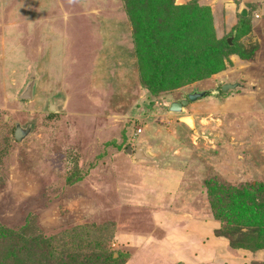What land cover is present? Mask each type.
Instances as JSON below:
<instances>
[{
	"label": "rangeland",
	"instance_id": "obj_1",
	"mask_svg": "<svg viewBox=\"0 0 264 264\" xmlns=\"http://www.w3.org/2000/svg\"><path fill=\"white\" fill-rule=\"evenodd\" d=\"M198 4L216 36L248 57L150 93L138 83L122 0H0V146L15 123L31 130L0 158V228L18 230L34 214L57 252L72 240L75 252L119 253L117 264H264V248L235 250L215 234L206 193L215 178L264 200V0ZM242 10L249 29L231 31ZM30 78L32 99H19ZM193 91L207 93L168 111ZM137 143L150 160L126 152ZM72 156L86 173L69 184Z\"/></svg>",
	"mask_w": 264,
	"mask_h": 264
},
{
	"label": "trees",
	"instance_id": "obj_2",
	"mask_svg": "<svg viewBox=\"0 0 264 264\" xmlns=\"http://www.w3.org/2000/svg\"><path fill=\"white\" fill-rule=\"evenodd\" d=\"M122 2L131 26L138 83L150 93L172 91L206 79L222 71L230 63L229 56L232 54L244 59L248 57L240 52L234 41L230 44L225 35L216 36L212 14L206 6L199 5L198 0H188L182 4H176L175 0ZM239 18L240 23L234 25L231 31L245 32L249 18L241 14ZM55 113L48 112L46 120L52 121ZM12 130L13 126L8 132L12 133ZM13 138L12 134H3L0 158ZM77 160L72 156L71 171L66 178L69 184L80 181L86 173V170L81 173ZM3 182L0 176V186ZM250 188L247 185L240 190L233 189L215 178L206 182L212 217L219 225L215 234L225 237L232 249L256 252L264 248V200L256 203L259 193ZM35 219L34 214H28L18 230L0 228V264H9L12 257L13 264L120 262L119 253V257L115 258L112 253L102 250L91 254L75 252L72 240H61L64 250L57 252L59 242L56 250L53 237L38 233ZM56 253H60V257Z\"/></svg>",
	"mask_w": 264,
	"mask_h": 264
},
{
	"label": "water",
	"instance_id": "obj_3",
	"mask_svg": "<svg viewBox=\"0 0 264 264\" xmlns=\"http://www.w3.org/2000/svg\"><path fill=\"white\" fill-rule=\"evenodd\" d=\"M240 14L242 16H246V11L242 10L240 12ZM227 41L230 43V38H228ZM32 79L33 78H30V80L26 84L23 91L19 94V96H18L19 99H22V100L32 99V96H33V92H32L33 91V80ZM230 87H234V84H232V85L231 84H225L222 87V89L224 91H226ZM206 93H207V91L190 92L186 95V97L181 98L180 100L171 101L170 104L168 105V111L181 114L183 112L185 106H187L190 102H193V101L197 100L198 98L203 97L204 95H206ZM54 102H55L54 100L48 101L49 110L52 112L56 111V106L54 105L55 104ZM181 120L185 124H187L188 126L192 127L193 123H192V118L190 116H183L181 118ZM189 122H190V124H189ZM29 132H30L29 128H23L19 123H15V128H14V132H13V136H14L15 140L22 141L29 134ZM126 152L129 155H133L134 159L136 161H148L151 159L148 152H146L144 150L142 143H137L134 146V148H132L130 145H128L126 148Z\"/></svg>",
	"mask_w": 264,
	"mask_h": 264
},
{
	"label": "crops",
	"instance_id": "obj_4",
	"mask_svg": "<svg viewBox=\"0 0 264 264\" xmlns=\"http://www.w3.org/2000/svg\"><path fill=\"white\" fill-rule=\"evenodd\" d=\"M187 0H176V3L177 4H182V3H184V2H186Z\"/></svg>",
	"mask_w": 264,
	"mask_h": 264
},
{
	"label": "bare ground",
	"instance_id": "obj_5",
	"mask_svg": "<svg viewBox=\"0 0 264 264\" xmlns=\"http://www.w3.org/2000/svg\"><path fill=\"white\" fill-rule=\"evenodd\" d=\"M189 121V120H188ZM189 124H190V122H189Z\"/></svg>",
	"mask_w": 264,
	"mask_h": 264
}]
</instances>
